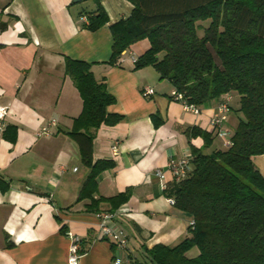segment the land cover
<instances>
[{
  "label": "crops",
  "instance_id": "crops-1",
  "mask_svg": "<svg viewBox=\"0 0 264 264\" xmlns=\"http://www.w3.org/2000/svg\"><path fill=\"white\" fill-rule=\"evenodd\" d=\"M98 7L108 21L91 32L88 14ZM132 9L126 0H0V105L8 109L9 128L0 131V264H68V230L82 238L81 264L143 262L145 250L173 247L189 235L191 217L164 193L163 186L174 183L166 164L192 157L193 149L226 148L224 140L204 148L202 138L186 135L194 127L212 132L209 121L219 102L210 101L194 114L172 98L173 86L152 67L134 69L131 57L148 50L147 40L125 50L119 66L107 65L110 26L127 19ZM65 57L92 64L95 79L115 98L107 112L122 116L95 133L93 162L113 166L96 178L92 196L81 200L90 168L65 133L82 110L79 92L64 73ZM146 88L153 95H143ZM52 122L50 136H36ZM254 165L264 177V155ZM157 168L164 172L162 181L154 175ZM126 190L130 195L118 207L92 204ZM100 213L114 214L109 225L125 234L124 250L100 235Z\"/></svg>",
  "mask_w": 264,
  "mask_h": 264
},
{
  "label": "trees",
  "instance_id": "trees-1",
  "mask_svg": "<svg viewBox=\"0 0 264 264\" xmlns=\"http://www.w3.org/2000/svg\"><path fill=\"white\" fill-rule=\"evenodd\" d=\"M126 1L133 9L127 19L110 26L107 65L119 66L125 50L147 40L149 48L134 69L152 67L187 104L201 107L221 102L227 94L238 97L236 109L229 103L230 113L238 119L230 145L210 153L193 149L192 172L164 190L175 208L191 217L189 235L173 247L157 244L145 250L143 262L131 264H264V177L254 165V159L264 155V0ZM107 21L98 7L88 14L86 29L97 31ZM64 62V73L82 100L80 115L65 132L90 168L81 200L92 196L96 178L113 166L109 161L93 162L95 133L102 125L118 124L122 116L107 112L115 98L95 79L91 63L67 57ZM186 135L202 138L204 148L217 137L215 131L196 127ZM129 195L126 190L92 204L109 202L118 207ZM194 247L197 255L187 256Z\"/></svg>",
  "mask_w": 264,
  "mask_h": 264
},
{
  "label": "built area",
  "instance_id": "built-area-1",
  "mask_svg": "<svg viewBox=\"0 0 264 264\" xmlns=\"http://www.w3.org/2000/svg\"><path fill=\"white\" fill-rule=\"evenodd\" d=\"M133 63L136 62V58L134 56L131 57ZM143 95H153V90L150 88H146L143 92ZM171 96L174 100L181 103L185 110L192 111L194 114L199 113L198 107L194 105L187 104L183 98V95L173 90ZM231 101V96L229 94L225 95L221 102H219L216 112L211 117L209 124L212 128V131H215L217 137L222 138L224 140V145H230V137L227 134L224 126L228 122L230 108L229 103ZM8 109L7 107L0 105V131H4L6 125L4 120L7 116ZM55 123L52 122L50 124L42 126L37 132V137H48L51 135L50 127L54 126ZM114 152H116V146L112 148ZM192 157L179 159V160H170L166 164V171H168L172 175V180L174 183H178L185 179L191 172H192ZM76 169H74L75 171ZM154 175L159 178L161 181L164 180L165 175L163 170L157 168L154 170ZM166 189V185L163 186ZM169 203L174 205V200L169 199ZM114 214L113 213H100L96 215L97 220L99 221L98 227L99 232L102 237H109L114 241L115 248L118 251H122L127 247V238L125 234L113 226L109 225L112 221ZM193 225V222L190 223ZM65 237L69 242L68 246V256H67V263L68 264H81L82 258V238L80 235L68 230L65 232ZM118 264V260L116 262Z\"/></svg>",
  "mask_w": 264,
  "mask_h": 264
},
{
  "label": "rangeland",
  "instance_id": "rangeland-1",
  "mask_svg": "<svg viewBox=\"0 0 264 264\" xmlns=\"http://www.w3.org/2000/svg\"><path fill=\"white\" fill-rule=\"evenodd\" d=\"M207 23V22H206ZM205 23V24H206ZM203 35V31H199L198 32V36L199 37H201ZM211 50V49H210ZM211 52L213 53V51L211 50ZM214 60H215V62L217 63V64H219V61H218V59L214 56ZM231 105L233 106V108H235L236 109V107L238 106V97L237 96H232L231 97ZM235 114L236 113H234V112H232L231 114H230V116H231V118H230V120H228V122L226 123V127L228 128V130H227V134H228V136L230 137L231 135H232V133H233V130L235 129V127H236V125H237V122H238V119H237V117L235 116ZM219 142H223V139L222 138H219V137H216V139L214 140V147L217 145V144H219ZM224 144V143H223ZM224 147H225V145H224ZM198 253V251H197V249L194 247V248H192L188 253H187V255L188 256H196V254Z\"/></svg>",
  "mask_w": 264,
  "mask_h": 264
},
{
  "label": "water",
  "instance_id": "water-1",
  "mask_svg": "<svg viewBox=\"0 0 264 264\" xmlns=\"http://www.w3.org/2000/svg\"><path fill=\"white\" fill-rule=\"evenodd\" d=\"M74 1L76 2V1H79V0H74Z\"/></svg>",
  "mask_w": 264,
  "mask_h": 264
}]
</instances>
